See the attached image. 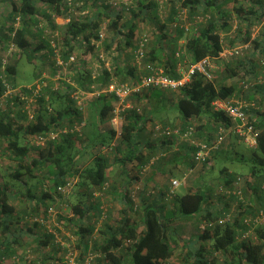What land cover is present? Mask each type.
<instances>
[{
	"label": "trees",
	"instance_id": "obj_1",
	"mask_svg": "<svg viewBox=\"0 0 264 264\" xmlns=\"http://www.w3.org/2000/svg\"><path fill=\"white\" fill-rule=\"evenodd\" d=\"M106 1L108 0H91V4L94 7L100 6L102 11L99 13L109 18L108 28L115 32L110 43L121 36L126 46H132L137 14L131 11L132 20L119 25L122 13L109 11ZM138 2L145 10H153L155 20L153 31L155 40L151 41L147 36L142 59L144 72L138 73V68L135 66L126 69L118 66L112 71L102 68L92 77L87 70L77 69L71 81L75 82L80 90H91V85H97L96 87L101 90L112 83L114 78H117L119 84H138L141 76H149L155 68L162 70L170 79L179 80L181 79L178 69L180 63L186 70L190 64L205 58H217L224 49L220 31L229 32L232 25L229 13L222 10V5L217 0H171V13L163 23L157 22L155 4L142 6V0ZM234 2L236 3L233 7L235 19L247 25L245 36L239 38L240 43L254 46V53L248 61L243 78L240 77L238 81H233L229 85L222 83L216 85L212 80L195 73L177 90L162 89L152 85L144 87L138 94L126 98L125 101H129L131 105L122 109L124 116L119 134L113 127L112 129L104 127V124L111 122L114 117V102L118 101L114 94L101 92L89 101L83 99L81 104L77 105L72 94L78 88L62 82L65 86L64 92L53 91L45 101L42 94L34 95L31 91L35 85L20 87L17 86L15 79L19 57L26 55V62L31 64L35 53L47 50L45 58L51 63L50 55L54 57L56 54L53 42H56V46L58 42L63 45L61 58L64 62L71 57L73 44L77 40L85 45L84 54L93 53L97 47L95 44L99 41L100 16H90L86 19L71 17L69 13L72 9L67 0H18L9 3L10 27L7 26L8 22H0V100L8 99L7 107L0 109V155L7 152L14 161V166L8 168L9 175L0 177V264L47 263L43 255L38 256L36 260L34 257L27 260L19 258L18 250L24 247L25 240L21 235L23 228L17 227L16 224L19 222L18 218L30 222L34 220V227L26 229V234H33L35 240V248L30 246L31 249H49L48 264H67L63 257L68 248L55 243L54 231L42 228H47L44 220L48 219L50 211L61 209L56 204L59 200L63 199V202L69 205L70 200H65V195L62 193L67 186L74 196V201L70 204L72 215L58 213V216L67 223L69 231L75 237L76 249L74 247L73 249L77 254L74 260L78 264H86V262L87 264H172L170 259L174 257L178 245L185 248L186 253L183 256L192 264H218L213 257L214 253L232 251L235 252L236 257L225 259L224 264H264L262 224L253 223L249 238L241 239V236L250 229L242 222L245 217L253 219L255 212L264 210V206L253 204L246 197L250 191H253L264 201V83L252 85V81L264 75V38L261 41L250 40L251 26L264 21V0H234ZM37 4H41V7H36ZM119 8V10H130L127 3H123ZM180 10L185 11L188 20L194 22L196 31L191 28L186 33L181 25L186 21H180L174 27V34L170 35L168 25H174ZM54 14L61 18L62 23L59 25L53 21ZM67 14L71 18L67 17L68 21L65 22L64 16ZM198 18L201 20L199 21ZM16 19L21 21V25L15 29L13 23ZM41 19H45L46 26L52 29V32L46 36L43 34V28L39 26ZM29 24L38 27L36 33L39 43L33 48L30 43L32 32ZM59 28L62 30L60 31L62 39L58 40L59 34L55 35V33H58ZM180 40H183L181 46L178 45ZM8 43L19 51L18 58H14L13 63H8L4 52V48L10 49ZM232 43L227 47H232ZM136 49L137 45L133 48V54ZM255 56L258 57V62H251ZM237 57L233 56L230 59L234 60ZM53 61L56 62L55 59ZM53 72H57V67ZM230 72L233 78L238 75L234 69ZM34 73L35 78L41 75V71ZM22 94H28L37 101V109L33 114L31 113V117L30 113L23 110L28 102L21 99ZM167 94L171 97L167 98ZM216 100L243 104L242 110L249 124L258 132L255 147H249L238 137L234 132L233 120L223 110H216L213 106ZM141 101H145L144 105L147 106L142 110L139 104ZM19 105L21 111L16 110ZM169 110L176 113L178 124L163 123L162 127L157 128L156 119L160 118L159 114ZM22 119L28 121L26 126L18 124ZM149 122L151 127L157 128L159 137H156L155 133L153 137L150 133L147 135ZM82 123L85 127H82L81 136L75 128L82 126ZM65 128L70 130L59 134V140H46L44 145H28L24 140L28 136L47 138L50 132H58ZM166 128L171 131L169 134L164 132ZM175 130L177 134L174 133ZM220 130H229L226 137L240 140L251 151L248 156L237 150L233 154V149L225 145L223 140L209 155L214 161L211 170L216 167L217 175L220 176L217 177L220 195L226 196L227 201L235 203L233 206L236 214L235 216L233 214V222L223 225H219L220 221L229 214L230 210L222 211L223 213L220 212L219 215H211L210 209L208 210L206 206L209 188L207 190L199 186L196 190H187L183 194H176V188L171 193L170 178L175 177L173 170L167 172L164 168L161 170L165 164H177L172 161L180 157L179 151H185L188 157L187 162L185 160L186 164L189 168H194L195 155L201 149L200 144L203 143L209 148L214 146ZM113 140H116V145L110 148ZM174 145H179L176 151H172ZM102 148L108 150V153L101 152ZM32 150L36 153L33 158L29 154L33 152ZM86 153L91 159L89 163L84 164L81 160ZM28 157L31 158L30 161ZM208 158L204 159V163L208 162ZM128 163H133L141 173L146 172L148 168H153L154 174L158 170L163 174L167 173L169 190L167 188L164 191L156 186L159 190H155V194L153 192L142 194L141 203L134 205L124 184L115 187L110 181L112 172L116 168L119 170L117 175L123 178L128 176L130 174L126 169ZM227 163H238L239 168L233 167L230 170ZM40 168L43 170L42 176L39 173L42 172ZM243 172L248 176L245 178L239 176ZM127 178L123 182L129 185L133 177ZM151 178L149 176V179ZM134 179H137V175ZM32 180H36V184H32ZM205 183L207 180L204 181ZM40 187H44L42 191H35ZM108 193L123 205L122 214L114 226L105 222L102 224L103 227L97 229L95 227L97 219L94 220V214L104 220L111 218V213L115 209L113 204H110V208L103 206H108L103 202ZM146 196L153 198L149 199ZM15 199L21 205L19 210L13 204ZM166 199H169L167 203ZM39 219L43 220L40 225ZM182 219H190L186 226L190 228L188 231L190 236L186 239L174 228L175 222ZM37 227L43 229L42 233L34 235V228ZM54 229L60 233L59 229ZM95 231L102 236L100 243L94 241L92 237ZM194 231L200 232L198 236L192 235L191 232ZM57 250L61 251L62 257L57 258L55 254ZM89 253L94 255L92 259L87 256Z\"/></svg>",
	"mask_w": 264,
	"mask_h": 264
},
{
	"label": "rangeland",
	"instance_id": "obj_2",
	"mask_svg": "<svg viewBox=\"0 0 264 264\" xmlns=\"http://www.w3.org/2000/svg\"><path fill=\"white\" fill-rule=\"evenodd\" d=\"M11 1H15L18 2V0H0V22H8L7 26L10 27V22L8 19V15H9V11H8V6L9 3ZM70 4V7L72 9V11L69 13V15L78 17L80 19H86L87 17L90 16H100L98 19H100V27H99V31H98V36H99V41L95 44L96 48L95 51L92 53H85L84 54V47L85 45L80 41L77 40L74 44V50L71 53V56H73V60L67 64H65L66 62H64L61 58V52L63 50V45L58 42L57 46H56V42H53V46H55L56 49V54L53 57L52 55H50V61L51 63H48L47 58H45V55L47 53V50H43L41 52L35 53L33 55V59H32V63L28 64L26 62V58L24 56H22L21 58L19 57L20 61L19 64L17 66V73L15 75V79H16V83L17 86L20 87H24V86H32L35 85L34 88H32V92L34 95H40L41 94L44 96L45 101H47L50 97V93L53 91H59V92H64L65 86L62 82H66V83H70L71 85H73V87L78 88L75 84V82L71 81L75 74H76V70L77 69H83V70H87V72H89L92 77H94V75L97 74L98 71H100L102 68L108 69V70H113L116 67H123V68H129L132 67L134 68V66L137 69L138 73H143V64L144 62L142 60H139L140 62H135L133 59V48L135 47V45H137V41L140 39L141 36L146 35L148 36L149 39H151V41H154V28H155V20L153 18L154 16V12L153 10L149 9V10H145L143 7H141V5L139 4L138 0H108L106 1L105 4H107V6L109 7V11L113 10L116 12H121L122 13V19L119 22V25H122L123 23H125L126 21H131L132 20V13L131 11H133L134 14H137V20L135 21L136 23V29H135V34H134V38L132 40V46H126L125 43L123 42L121 36L117 37L113 42L110 43L111 39L114 37L115 32H113V30H110L108 28V24H109V18L107 16H104L103 13H99V11L101 12V8L100 6L98 7H94L91 4V0H89L88 2H85L86 0H67ZM170 1L171 0H142L144 5H151V4H155L156 6V10H157V22L159 23H163L167 20V18L169 17L171 10H170ZM219 3H221L222 5V10L229 13V18H230V24L232 25L231 29L229 30V32H221L220 31V35L224 44V49H229V48H237L240 51V56H238L237 58H235L234 60L230 59V58H221L219 60H213L214 61V66L215 67V73H214V77L212 78V81L218 85V84H224V85H229L231 83H233V81H238L240 77L243 78V75L245 73V71H247V67H248V61L251 58L252 53H254V46L252 44H245L242 45L241 42V38H243L245 36V32H246V24L245 22H240L238 20L235 19V14L233 13V7L236 4L234 2V0H217ZM123 3H127V6L129 7V11L128 10H119ZM36 7H41V4H37ZM142 9V10H141ZM154 9V8H153ZM141 10V11H140ZM140 11V12H139ZM179 15H177V20H175L174 25H168L169 26V31L170 35L174 34V27L176 25H178V23L180 21H186L185 23L182 22L181 25H183V27H187L189 29V31L191 30V28H193L194 31H196V26L193 25L194 22L189 21L188 20V16L186 15V12L183 10L179 11ZM68 14L64 16L65 22H67L68 20L66 19L67 17H70ZM70 17V18H71ZM52 18L54 19V23L56 25H59L60 23H62L61 18L57 17L55 14L54 16H52ZM45 19H41V21L39 22V26L43 28L44 30V35H48V33L52 32V29L48 28V26H46V21H44ZM201 20V19H200ZM199 20V21H200ZM21 25V21L16 19L13 23V27L16 29L17 27H19ZM29 29L32 32V36L30 39V43L32 45V48L37 45L39 43V38H38V34L36 33L38 30L37 25H33V24H29ZM44 26V27H43ZM58 33H55V35H58V40L62 39L61 33L60 31H62L60 28L57 29ZM189 31H187L186 33H188ZM57 37V36H56ZM151 37V38H150ZM240 38V39H239ZM264 38V21L257 24V25H253L250 28V40L253 41L254 39H256L257 41H261ZM101 40V41H100ZM61 41V40H60ZM233 42V46L232 47H227L229 45V43ZM60 43V44H59ZM183 43V40H180L178 42V45L181 46ZM9 48H4V52L5 55L8 58V63H13L14 58H18V49L14 46L11 47L10 43H8ZM226 45V46H225ZM264 46V45H263ZM65 48V47H64ZM44 54V55H43ZM17 56V57H15ZM60 56V59L62 60L63 64L60 65L58 63V57ZM262 56V55H261ZM258 57L255 56L253 59L251 60V62H258ZM261 58V57H260ZM264 58V55H263ZM55 59V63L54 60ZM60 60V61H61ZM53 61V62H52ZM184 61H188V59H184ZM187 63V62H186ZM34 64V65H33ZM182 64L180 63V65L178 66V69H180V73L183 72L185 69H183V66H181ZM57 67V72L54 73L53 71L56 69ZM185 67V66H184ZM54 69V70H53ZM231 69H234L238 75L233 78L234 76L231 74ZM38 72L41 71V75H39V77L35 78V73L34 72ZM136 74V73H135ZM117 83V78L113 79L112 84ZM264 83V75L259 76L258 78H256L254 81H252V85L254 86L255 84H262ZM119 84V83H118ZM94 86V90L97 92H100L101 90H99V87H96L97 85H91ZM99 88V89H98ZM177 90V89H176ZM76 92L79 93V97L81 99V101L83 99L86 100H91L93 99V97H95V95L91 94L92 91L91 90H85L82 89L80 90V88L75 90ZM10 94L8 93V96ZM14 95V94H13ZM176 96V95H175ZM171 97L170 94H167V98ZM21 99L27 100V105L25 106V108L23 110H25V112H27L28 114L30 113V117H31V113L33 114L36 109H37V101L29 96L28 94H22L21 95ZM7 98H3L0 100V109H5L7 107ZM129 101H121V99L119 101H115L114 102V117L111 120V122H108L106 124H104V127L106 129H112L115 128L116 132L119 134L121 133V126L123 124V117L124 116L122 113V109L127 108L129 105H131V103H128ZM145 101H141L140 104V109H145L147 106L146 104L144 105ZM21 105L18 106V108L16 110H20ZM14 112H16L15 109H13ZM21 111V110H20ZM83 111V110H82ZM86 111L84 112V118L86 117ZM160 118L156 119L158 125V127H162L163 123H167V124H172V125H177L178 121H177V117H176V113L173 110H169V111H164L162 113L159 114ZM162 120H159L161 119ZM27 120L22 119L19 121V125H23L26 126L27 124ZM82 126H77L75 129L76 131L79 132V135L82 136V132L85 126L83 125V123L81 124ZM169 127V126H168ZM157 128H153L151 127V123L149 122V124L147 125V135L150 133V135H152L155 133L156 137H159V131H157ZM171 128V127H169ZM65 130V133L68 132L70 129H63ZM81 132V134H80ZM56 133V132H55ZM53 133L58 140L59 137H57V135ZM55 139V140H57ZM25 142L28 143V145H34V146H38V145H44L45 141H43V143H39L37 142L35 137H30L28 136L26 139L24 138ZM232 140V139H231ZM50 141H54V140H50ZM224 143L225 145L229 144V137H225L224 139ZM78 145V144H77ZM113 145H116V140H113L111 143V147H113ZM142 145V144H141ZM108 149V148H107ZM141 149V148H140ZM233 151L232 153L234 154V151H241L242 153H244L246 156H248L250 154V149L244 144L242 143L240 140L237 139V141L233 142ZM106 149L101 150V152L103 153H108V150L105 151ZM110 150V149H109ZM143 150V149H142ZM33 151V150H32ZM145 151V150H144ZM173 151V150H172ZM0 152H1V146H0ZM3 152V150H2ZM98 152V151H97ZM2 155H0V177L2 176H6L9 175V167L14 166V161L12 160V158L9 156V154L6 153H1ZM31 155V158H33L34 155H36V153L30 152L29 153ZM85 156L83 157V159L81 160L82 163H89L91 157L89 156L88 153L84 154ZM234 156V155H233ZM112 157V156H110ZM31 158H27L29 161ZM208 162L204 163V161H195V163L197 164H201V169L198 170L197 172L193 173L192 175H189V170L187 168H184L182 170H179L177 167L174 168L170 163L169 164H165L162 166V169L164 168V170L169 171V170H173V175H175V177H173V180H177L180 182L179 187L177 188L176 192L179 194H183L185 193L184 188L187 187V189H197L199 186H201L205 180H207V183L209 185H211V187H213V198L215 197V195L219 194V191H217L218 187L220 186L219 184V179L217 177H220L217 175V171L218 169L216 167H214L211 170V166L214 164V161L209 157L208 158ZM83 166V165H82ZM184 167V166H183ZM227 167L232 170L233 167L235 168H239V164L235 163V164H228L227 163ZM46 168V167H45ZM116 168V167H115ZM240 168L242 169V167L240 166ZM47 169V168H46ZM46 169H44V171H46ZM126 169L130 171V174L128 176H125L124 178L122 176H120L119 174L117 175V173H119V170L116 168L114 169V173L112 172L111 175V182H112V186H121L122 184H124V188H127V190L130 193V196L132 197V200L134 202V205H139L142 199V194L140 191L138 190V188L143 185V183H145V187L146 190L144 189V195L153 192L155 194V190H159L156 187V183L157 184H161L163 181L165 182L164 185H167V183L169 182L168 179V175L167 173L165 174H161L159 175L158 173L154 174V169L153 168H148L146 170V172H138V168H136V166H134L133 163H128L126 166ZM39 172L41 173L40 176H42L43 174V170H41L40 168ZM208 174V175H206ZM135 175L138 176L136 182L134 183L135 185H127L126 183H124L123 181H125V178L127 177H135ZM149 176H151L152 178L149 179ZM239 176L241 177H246L248 176L246 172H243L242 174H239ZM39 178V177H38ZM158 178V179H157ZM128 179V178H127ZM72 180V179H71ZM171 180V178H170ZM32 184H36V180H32L31 181ZM43 186V185H42ZM111 186V187H112ZM134 186V187H133ZM136 186V187H135ZM185 186V187H184ZM110 187V188H111ZM133 187V188H132ZM163 185L159 188L162 189ZM44 187H40L35 191H42ZM155 191V192H154ZM64 193V199L67 200L69 199V205L65 204L63 202V199L59 200L56 204L58 207H60V210H53L50 211V215L48 217V219L44 220V224L46 227H42L43 229H50V231H54L56 233V236H58L61 241H63L62 243L66 246V247H70V248H75V237L72 235V233L69 231L67 223L62 220L59 216L58 213H62L63 215L66 216H71V208H70V204L71 202L74 201V196L72 193V190L69 188V186H67L64 191L62 192ZM152 194V195H154ZM147 197V196H146ZM152 197V196H151ZM151 197H147L149 199H151ZM243 198H245V196H243ZM169 199H166L165 202L167 203ZM15 207L17 210L20 209L19 206H21L16 199L13 201ZM104 204H108V206L103 205L105 208L109 207L110 204H113L115 209H113V212L111 213V218H105L103 219H99V216L97 217V214H94V220H96L95 223V227L97 229H99L103 223L107 222L106 224L109 225H115L116 224V220L121 216L122 214V209H123V205L119 204L117 202V200L113 199L112 194H106L103 200ZM235 203H233L234 205ZM110 208V207H109ZM233 208H235L233 206ZM234 210H230L229 211V217L231 219V221H233V214H234ZM130 215L133 217V214L130 213ZM19 219V222L16 223L19 228H23V233L21 234L23 237V240H25V242H27V245L25 246V242H24V247L20 248L18 250V254H19V258L22 257L23 259L27 260V259H34L36 260L38 258V256L43 255L45 257V261L47 262L46 264L50 263V258H47V254L49 249H37V250H33L31 248H35V240L33 239V234H26V229L27 228H31L34 227V220L30 221H26L23 219ZM61 222H59V221ZM92 220V222L94 221ZM40 222H43L42 219H39L38 224ZM224 223H221L219 225H223ZM40 225V224H39ZM41 227H37L34 228V235L38 234V233H42L41 231L43 230ZM103 227V226H102ZM181 227V228H180ZM177 228V231L179 233H181V235L183 236V238L190 236L189 232H185V228L180 226ZM262 228H264V223H262L261 225ZM54 228L59 229L60 233L57 232ZM192 235H196L198 236V232H191ZM93 239H95L94 241H96L97 243H100L102 241V236L95 231L94 235L92 236ZM57 245V244H56ZM31 246V248H30ZM57 248V247H56ZM185 248L181 247V246H177L176 250H175V254L174 257H172L170 259V263L172 264H192L191 261L184 257L183 255L185 254ZM57 258H60V256L62 257V253L61 251L57 250L56 253ZM55 255V256H56ZM87 256H89V259H92L94 257V255L92 253H89V255L87 254ZM213 257L217 260L218 264H224L225 263V259H233L234 257H236L235 255H230L228 257L226 256H222L220 253H214ZM229 263V262H228ZM21 264H26V263H21Z\"/></svg>",
	"mask_w": 264,
	"mask_h": 264
},
{
	"label": "built area",
	"instance_id": "obj_3",
	"mask_svg": "<svg viewBox=\"0 0 264 264\" xmlns=\"http://www.w3.org/2000/svg\"><path fill=\"white\" fill-rule=\"evenodd\" d=\"M201 18H198V20H200ZM184 31H189V29L187 27H183ZM146 41H147V36L143 35L140 37V39L138 40L137 43V49L134 51L133 57L135 59V62H140L139 60H142L145 54V46H146ZM233 56H240V51L237 48H229V49H223L222 52L219 54V56L215 59H209V58H205L203 60H201L200 62L194 63V64H190L186 70H184L183 72H181V79L179 80H172L169 77L165 76L162 72V70L155 68L152 70V73L149 76H141V80L140 83L138 84H127V83H115L112 84L110 83L107 87H104L100 92H97L94 90V86H90V89L92 91L91 94L93 95H98L99 93H105V94H114L117 98L118 101L121 99V101H125L127 97H129L130 95L133 94H138L144 87H149V86H154V87H159L162 89H169V90H176L179 87L183 86L184 84H186L191 75L198 73L201 74L202 76H204L206 79L208 80H212V78L214 77V73H215V67L216 65H214V61L213 60H219L221 58H230ZM73 56L69 57L68 61H66L65 64L71 62L73 60ZM58 63L60 65L63 64L62 60L60 59V56L58 57ZM61 60V61H60ZM72 97L76 100V104L80 105L81 104V99L79 97V93L78 92H74L72 94ZM213 106L215 107L216 110H223L226 115L233 120V122L235 123V130L234 132L238 135V137L249 147L253 148L256 146L257 144V137H258V132H256L255 130H253V127L251 124H249L248 119L245 115V113L243 112L242 108H243V104L239 103V102H231V101H220V100H216L215 102H213ZM129 107V106H128ZM164 132L166 134H169L171 131L169 130V128H166L164 130ZM55 132H50L49 136L47 138L44 137H36L37 142L39 143H43V141L45 140H54L56 139V137H54L55 135L53 134ZM61 133H65V130H61L56 132L55 134L57 135V137L59 136V134ZM175 134H177V130L174 131ZM227 133H229V130L227 131H223L220 130L218 133V138L216 141V144L214 146H212L211 148L206 147L205 144H200L201 149L196 153L195 155V161L199 162V161H204V159L208 158L211 151H213L216 146L221 143ZM180 185V182L177 180H172L171 181V190L170 192L173 193L174 190H176V188H178ZM240 195V193H239ZM255 215L253 216V219H250L248 217H246L242 222H244V224L249 227L250 229L248 231L245 232V234L243 236H241V239L243 240V238H249L251 232H252V228L251 225L254 223L256 225L258 224H262L264 222V210H259L258 212L254 213ZM38 221V220H37ZM231 219L229 217V215H227L224 219H222L220 222L221 223H226V222H230ZM254 225V226H256ZM55 243H60L61 245H64L61 241V239L59 237H55ZM65 246V245H64ZM68 251L65 254V256L63 257L66 261L67 264H78L75 262L74 258L77 254V251L74 250L73 248L67 247ZM87 264V262H86Z\"/></svg>",
	"mask_w": 264,
	"mask_h": 264
},
{
	"label": "crops",
	"instance_id": "obj_4",
	"mask_svg": "<svg viewBox=\"0 0 264 264\" xmlns=\"http://www.w3.org/2000/svg\"><path fill=\"white\" fill-rule=\"evenodd\" d=\"M264 48V47H263ZM263 54H264V51H263ZM263 118V117H262ZM178 121V120H177ZM231 137H229V146H230V148H233V147H231L232 145H233V142L235 141L236 142V140H234V139H232ZM179 148V145H174L173 146V151H176L177 149ZM179 154H180V157H177L176 159H174L172 162H176L177 164H173L172 166L174 167V168H178L179 170H182V169H184V168H186V167H188V164H186V162H187V156H186V154H185V151H179ZM183 160V161H182ZM185 160H186V162H185ZM184 166V167H183ZM201 169V164H197V163H195V165H194V168H189L188 167V170H189V175H192L193 173H195V172H197L198 170H200ZM161 170H162V167H161ZM156 173H158L159 175H161L162 174V172H160L159 170H158V172H156ZM132 177V176H131ZM137 178H138V176H137ZM158 179V178H157ZM137 180V179H136ZM136 180L134 179V177H133V179L132 180H130V183H128L129 185H135L134 183L136 182ZM171 180H173V179H171ZM170 180V181H171ZM165 184V182L163 181L161 184H155L156 186H162L163 185V187H162V189L164 190V191H166L167 190V188H168V190H169V187L167 186V185H164ZM202 187L201 188H205V189H207L208 190V188H209V190H210V192H208L207 193V196H208V204L206 205L207 206V209L209 210L210 209V212H211V215L213 214V216H215V215H219V213L220 212H222V211H225L226 212V210H235V208H233V201L231 202V201H227V199H225V195H223V196H225V197H222L221 195H219V194H217V195H215V197H214V199H212L213 197V194H212V192H214L213 191V187H211V185H209V184H207V183H203L202 185H201ZM134 187V186H133ZM132 187V188H133ZM136 187V186H135ZM185 187V186H184ZM220 187V186H219ZM219 187H218V189H217V191L216 192H218L219 191ZM144 189L146 190V187H145V183H143V185L141 186V189H140V187L138 188V190H141L140 192L141 193H143L144 194ZM184 190L185 191H187V190H192V191H194V190H196V189H187V187H185L184 188ZM184 191V192H185ZM176 194H178V193H176ZM142 197V196H141ZM246 197H247V199L250 201V202H252L253 204H255V205H260V206H264V201L261 199V197H259V195H258V193H253V191H250V193L249 194H247L246 195ZM147 198V197H146ZM153 198V197H152ZM223 213V212H222ZM235 214H236V211H235V213H234V216H235ZM188 220H190V219H182V220H178L177 222H175V225H174V228L175 229H177L178 227H180V226H182V227H184L185 228V232H188L189 230H190V228H187L186 226H187V222H188ZM192 220V219H191ZM181 228V227H180ZM187 237H185V239H186ZM221 254V253H220ZM222 256H226V257H228V256H230V255H235V252L234 251H232V252H223L222 254H221Z\"/></svg>",
	"mask_w": 264,
	"mask_h": 264
},
{
	"label": "clouds",
	"instance_id": "obj_5",
	"mask_svg": "<svg viewBox=\"0 0 264 264\" xmlns=\"http://www.w3.org/2000/svg\"><path fill=\"white\" fill-rule=\"evenodd\" d=\"M52 132H54V131H52ZM59 137V136H58ZM36 138V137H35ZM57 139V138H56ZM37 140V139H36ZM48 140V139H47ZM50 141V140H49ZM229 215V214H228ZM246 218V217H245ZM231 223L233 222V221H230ZM227 223V222H226ZM242 223V222H241ZM225 224V223H224Z\"/></svg>",
	"mask_w": 264,
	"mask_h": 264
}]
</instances>
